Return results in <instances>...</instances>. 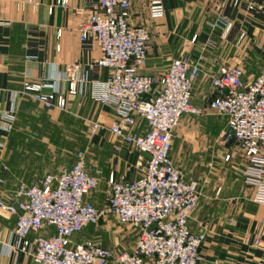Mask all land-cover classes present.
Here are the masks:
<instances>
[{
	"label": "crops",
	"instance_id": "1",
	"mask_svg": "<svg viewBox=\"0 0 264 264\" xmlns=\"http://www.w3.org/2000/svg\"><path fill=\"white\" fill-rule=\"evenodd\" d=\"M33 1L34 5L28 0H0V113L16 112L13 130H0V193L11 200L20 183L34 185L47 173L72 166L75 150L85 151L86 168L99 180L85 199L104 209L110 176L117 181H133L142 172L138 166L140 152L109 130L118 119L116 110L95 98L109 70L94 67L101 50L94 39L81 40L78 28L83 18L75 9L83 7L88 14L98 8V0H68L67 6L58 5V0ZM162 2L164 16L153 18L150 0H133L129 22L146 27L151 36L147 66L141 72L145 75L160 77L170 61L182 55L192 59L204 56L192 102L206 108L207 113L184 116L171 151L185 179L201 185L202 197L190 219L193 232L207 233L200 251L201 264H264V204L254 201L256 188L238 174L239 159L225 160L231 147L221 144L219 137L227 119L209 106L216 96L210 75L221 64L238 62L249 80L264 69V9L247 7L248 2L264 5V0H240L237 5L233 0ZM225 23L232 25L226 39L222 36ZM241 33L245 38L237 46ZM67 72L80 73L85 81L79 94L67 95L65 110L47 109L25 91L26 82L43 80L58 81L64 90L61 79ZM137 122L135 131L144 133L146 120L137 116ZM94 123L100 124L97 130ZM70 151L73 158L67 159ZM16 219L0 215V264H34L23 251L9 249ZM106 220L100 226L87 225L73 240H93L105 247L115 244L112 220ZM40 233L51 236L55 230L49 227Z\"/></svg>",
	"mask_w": 264,
	"mask_h": 264
},
{
	"label": "built area",
	"instance_id": "2",
	"mask_svg": "<svg viewBox=\"0 0 264 264\" xmlns=\"http://www.w3.org/2000/svg\"><path fill=\"white\" fill-rule=\"evenodd\" d=\"M133 0H98V8L85 14L83 7L75 13L82 17L78 31L81 40L94 39L101 56L94 67L107 68L109 76L102 82L95 98L113 107L118 115L109 130L122 142L140 152L141 176L133 181L110 176L108 202L99 209L86 196L99 185L86 168V153L79 151L75 163L58 173H47L38 183H20L11 200L0 193V215L16 216L10 251H23L34 264H201L205 231L195 233L190 219L202 197L197 180H186L184 171L171 157L173 140L184 116H202L206 108L193 104L194 85L201 73L204 56L192 59L173 58L160 77L145 75L149 30L129 22ZM29 3L35 4L33 0ZM240 0H233L237 5ZM68 0H58L67 6ZM249 9H264L263 4L248 2ZM52 11V9H50ZM150 15L165 14L162 0H150ZM218 24H214L216 27ZM232 25L225 23L226 39ZM61 35V30L58 31ZM195 36L192 41L196 40ZM241 33L236 45H241ZM59 47H57V50ZM216 92L210 108L227 119L220 143L231 151L225 160L239 159L236 170L244 181L256 188L254 201L264 204V69L253 80L245 78L238 63H223L210 75ZM58 81L25 83V91L47 109L65 110L67 95L80 93L85 79L67 72ZM50 88V91H46ZM137 116L146 120L144 133L135 131ZM16 121L15 111L0 113V130L10 132ZM99 123H94L97 130ZM1 145V143H0ZM2 169L0 168V183ZM113 216L121 225L136 233L130 252L115 253L93 240L75 242L73 236L87 225L98 224ZM53 227L51 236L40 232ZM34 237L30 238V235ZM260 241L257 235L256 243Z\"/></svg>",
	"mask_w": 264,
	"mask_h": 264
},
{
	"label": "rangeland",
	"instance_id": "3",
	"mask_svg": "<svg viewBox=\"0 0 264 264\" xmlns=\"http://www.w3.org/2000/svg\"><path fill=\"white\" fill-rule=\"evenodd\" d=\"M74 156L77 159V150L74 151ZM71 158H73V154L70 151V154L67 156V159H71ZM228 162H231V161H228ZM106 219L109 221L112 220L109 223L111 224L113 230H115V233H113L114 236L112 239L113 241H115V244L112 243L111 245H108L109 246L108 248L112 249L113 252L117 254L132 249L135 245L136 238H137L136 233L132 230V228H130L127 225H121L117 220L116 222L114 218H111V216L107 217ZM102 221L103 220H101L98 224H95V225L100 226ZM116 230H119V231L116 232ZM116 238H119V239H116Z\"/></svg>",
	"mask_w": 264,
	"mask_h": 264
}]
</instances>
